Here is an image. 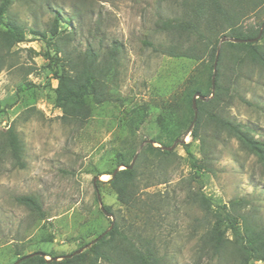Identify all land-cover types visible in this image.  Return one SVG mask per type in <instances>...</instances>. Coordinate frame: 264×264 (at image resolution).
Masks as SVG:
<instances>
[{"label":"rangeland","instance_id":"rangeland-1","mask_svg":"<svg viewBox=\"0 0 264 264\" xmlns=\"http://www.w3.org/2000/svg\"><path fill=\"white\" fill-rule=\"evenodd\" d=\"M181 2L12 3L8 15L23 26L25 40L9 49L0 41V264H12L19 256L34 252L58 260L84 247L112 221L100 209L98 197L102 205L111 206L114 221L138 224V232L153 240L166 264H237L229 250L216 254L211 245L204 244L202 237L212 219L197 202L188 199V194L199 188L209 198L212 209L242 198L245 202L241 211L264 224V168L234 138L209 129L210 164L199 173L191 169L181 144L173 148L175 155L169 161L162 160L160 171L152 176L147 172L154 169L157 160L151 155L139 160V199L156 200L161 206L159 215L154 214L151 221L142 215L136 221L106 182L108 172L116 165L115 152H127L131 162L129 153L134 149L137 158L158 134L157 116L169 103L176 102L198 73L199 62L159 51L177 40L159 31L158 22L180 18ZM56 9L61 18H71L70 33L63 35L64 50L82 51L88 44L104 48L112 40L122 44L120 63L108 83L112 100L92 106L91 116L83 123L60 119L61 111L53 103L54 47L36 33L47 31L50 37L48 29ZM262 21L263 8L244 19L246 25L253 26ZM227 73L231 75V71ZM231 78V101L224 112L264 140V69L244 63L239 76ZM143 103L148 105L149 115L133 130L126 124L125 110ZM9 126L23 144L20 165L4 146V131ZM185 140L191 141L190 136L186 135ZM198 145V141L193 142L191 150L200 157ZM27 194L38 199L44 217L30 212L16 199ZM97 264L111 263L101 260ZM251 264L258 263L254 260Z\"/></svg>","mask_w":264,"mask_h":264},{"label":"trees","instance_id":"trees-1","mask_svg":"<svg viewBox=\"0 0 264 264\" xmlns=\"http://www.w3.org/2000/svg\"><path fill=\"white\" fill-rule=\"evenodd\" d=\"M14 1L16 0H0V41L7 49L25 40L23 26L8 15ZM181 4L183 14L180 18L160 19L158 22L159 31L170 34L177 40L168 46L160 47L159 51L168 56L199 62L198 73L191 77L176 102L169 103V107L157 116L158 134L138 153L136 164L129 167L127 152L116 151L115 168L108 172L110 178L106 180L114 190L118 202L130 210L136 221L139 215L151 221L152 217H156L154 214L159 215L161 210L156 200L139 199V183L142 177L138 171V161L146 160L150 155L156 159L154 169L147 172L148 175H154L153 173L160 171L162 160L169 161L175 155L173 149L166 147L185 134L190 136L191 141L181 143V146L194 173L209 167L210 150L206 136L209 129L217 133L224 132L237 140L264 168V140L256 138L246 124L224 112L231 101L232 75L234 78L239 76L244 63L264 69V28L260 31L264 21L257 26L246 25L244 22L249 13L264 9V0H182ZM61 22L64 23L63 28H60ZM70 22V17L61 18L56 9L48 29L49 38L46 36L47 31L32 32L41 35L46 44L54 47L51 59L56 63V67L52 73L55 79L52 91L53 103L61 111L60 119L83 123L91 116L92 106L112 100L108 83L120 63L122 44L118 40H112L104 48L96 49L88 44L82 51H66L63 49V44L66 43L63 35H69ZM259 33L261 38L259 36L254 41ZM223 36L241 40L220 42ZM47 52L49 55V47ZM215 59L216 67L213 71ZM226 70L231 71V75H228ZM195 93L209 98H196L197 115L193 120L192 96ZM148 115L149 107L143 103L125 110L124 116L127 119L126 124L136 130L146 121ZM4 133V146L20 165L22 141L12 126ZM195 141L199 142L200 157L191 150V144ZM135 152L134 149L130 150L131 158ZM120 165L123 168H119ZM16 199L30 212L44 217L35 196L27 194ZM188 199L197 202L212 219L202 241L205 245H211L214 253L220 254L229 250L237 264L264 260V224L256 222L252 215L241 211L244 199H232L212 209L209 198L200 188L190 192ZM103 207L107 212H111L110 205L104 204ZM100 234L95 237L94 242H88L90 245L86 247L87 243L80 253L70 257L67 255L72 252L58 260L46 259L44 255L34 252L19 256L17 260L20 262L17 264H97L101 260L111 264H166L164 256L152 243L153 240L141 236V232H138V224L131 222L124 225L117 219L112 228L98 238Z\"/></svg>","mask_w":264,"mask_h":264},{"label":"water","instance_id":"water-1","mask_svg":"<svg viewBox=\"0 0 264 264\" xmlns=\"http://www.w3.org/2000/svg\"><path fill=\"white\" fill-rule=\"evenodd\" d=\"M263 26H264V23L261 25L260 31H261V29H262ZM259 36H260V33H259L258 36H257L256 38H254L253 40H254V41L257 40V39L259 38ZM227 40H230V41H239V40H241V39H236V38H231V37L223 36V37L220 39V42L227 41ZM217 55H218V49H217V52H216V58H217ZM215 67H216V59H215V61H214V69H213V71H215ZM196 98H200V99H202V100H207L209 97L202 96V95H200V93H195V94L192 96V108H193V112H194L193 120H195L196 115H197V109H196ZM191 126H192V124H190L189 127H191ZM186 135H187V134H185L181 139H177V140H175V141L172 143L171 146L166 147V148L169 149V150H172L177 144H181V143L186 142V140H185V136H186ZM147 141H149V140H147ZM136 155H137V154L134 155L132 161H131L130 164H129V167H132V164H133L134 159L136 158ZM117 170H118V168L114 170L113 174H114ZM98 200H99V202H100V209L102 210V212H103L104 214L110 216V217H111V220H112V221H111V224H110V226H109V228H107L106 230H104V231L98 236V238H100V237H102V236H103L108 230H110V229L112 228V226H113V222H114V218H113V215H112L110 212H107V211L104 209V207H103V205H102V203H101L99 197H98ZM95 240H96V238H94V239L92 240V242H94ZM89 245H90V243H88V244L86 245V247L89 246ZM84 248H85V247L79 248V249L75 250L74 252H72L71 254H69V255H67V256L70 257V256H72V255H74V254H78V253H80ZM39 254H41V253H39ZM19 262H20V260H16V261H15L14 263H12V264H17V263H19Z\"/></svg>","mask_w":264,"mask_h":264},{"label":"built area","instance_id":"built-area-1","mask_svg":"<svg viewBox=\"0 0 264 264\" xmlns=\"http://www.w3.org/2000/svg\"><path fill=\"white\" fill-rule=\"evenodd\" d=\"M255 263L261 264V263H264V261L263 260H255Z\"/></svg>","mask_w":264,"mask_h":264}]
</instances>
